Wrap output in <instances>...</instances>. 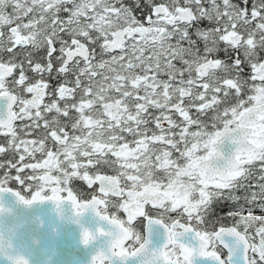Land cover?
<instances>
[{
    "label": "snow or ice",
    "instance_id": "obj_1",
    "mask_svg": "<svg viewBox=\"0 0 264 264\" xmlns=\"http://www.w3.org/2000/svg\"><path fill=\"white\" fill-rule=\"evenodd\" d=\"M243 5L0 0V197L93 212L90 264H264V0ZM11 249L0 230L30 264Z\"/></svg>",
    "mask_w": 264,
    "mask_h": 264
},
{
    "label": "water",
    "instance_id": "obj_2",
    "mask_svg": "<svg viewBox=\"0 0 264 264\" xmlns=\"http://www.w3.org/2000/svg\"><path fill=\"white\" fill-rule=\"evenodd\" d=\"M2 202L9 210L0 215V230L6 239L11 236L12 254H22L30 264H90L91 255L103 242L84 246L82 227L95 230L108 226L91 211L79 218L73 216L70 205L57 212L52 202H37L31 206L20 203L11 193H5ZM0 264L9 262L0 256Z\"/></svg>",
    "mask_w": 264,
    "mask_h": 264
},
{
    "label": "trees",
    "instance_id": "obj_3",
    "mask_svg": "<svg viewBox=\"0 0 264 264\" xmlns=\"http://www.w3.org/2000/svg\"><path fill=\"white\" fill-rule=\"evenodd\" d=\"M233 2H234V3H237V4L240 5L241 7L244 6V5H243V0H233ZM252 2H253V0H248L249 11L251 10V4H252ZM207 26H208V22H207V21H204V22L202 23V25H201V27H207ZM221 56H223V53H221ZM245 71L247 72L248 70L245 69ZM27 138H30V137H27ZM2 139H3V138L0 137V140H2ZM17 159H18V157H17ZM4 162H5L4 157H3V156H0V163H4ZM259 166H260V162H257V163H256V173H255V177H254V179L252 180V184H253V185H255V183H256V179H257L258 176H259ZM5 170H9V169H2V170H0V176L3 175V171H5ZM15 171H16L15 169H10V174L14 176V175H15ZM25 172L27 173L28 171H25ZM74 183L76 184V186L81 187L83 190H85V191H89V190L87 189V186L84 185L83 182H81V181H75ZM10 186H12L13 188L21 187V186H19L17 183H15L14 181L10 182ZM253 190L258 191V189H256L255 187L253 188ZM21 191H23V188H22V187H21ZM236 195H238V196H243V195H244L243 190H239V191H237V192H236ZM230 203H231V202H225V206H224V211H225V212L229 210V204H230ZM240 203H243V200H241ZM218 211H219V210H218ZM255 214L259 215V214H261V213L259 212V210H257ZM225 223H227V221H225Z\"/></svg>",
    "mask_w": 264,
    "mask_h": 264
},
{
    "label": "flooded vegetation",
    "instance_id": "obj_4",
    "mask_svg": "<svg viewBox=\"0 0 264 264\" xmlns=\"http://www.w3.org/2000/svg\"><path fill=\"white\" fill-rule=\"evenodd\" d=\"M137 15L139 16L140 15V13L138 12L137 13ZM106 58V57H105ZM53 83H55V82H53ZM30 138H32V137H30ZM30 138H28V139H30ZM25 171H28V172H30V170H28V169H25Z\"/></svg>",
    "mask_w": 264,
    "mask_h": 264
}]
</instances>
